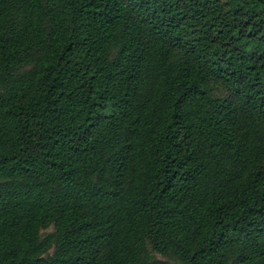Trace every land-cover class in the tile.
<instances>
[{
  "label": "trees",
  "instance_id": "16d2710c",
  "mask_svg": "<svg viewBox=\"0 0 264 264\" xmlns=\"http://www.w3.org/2000/svg\"><path fill=\"white\" fill-rule=\"evenodd\" d=\"M0 264H264V0H0Z\"/></svg>",
  "mask_w": 264,
  "mask_h": 264
},
{
  "label": "rangeland",
  "instance_id": "374dc122",
  "mask_svg": "<svg viewBox=\"0 0 264 264\" xmlns=\"http://www.w3.org/2000/svg\"><path fill=\"white\" fill-rule=\"evenodd\" d=\"M47 231H50V228H48ZM45 232H46V231H45ZM42 233H44V231H43Z\"/></svg>",
  "mask_w": 264,
  "mask_h": 264
}]
</instances>
